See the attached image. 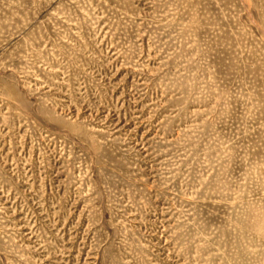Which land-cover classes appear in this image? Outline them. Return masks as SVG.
<instances>
[{
    "label": "rangeland",
    "instance_id": "rangeland-1",
    "mask_svg": "<svg viewBox=\"0 0 264 264\" xmlns=\"http://www.w3.org/2000/svg\"><path fill=\"white\" fill-rule=\"evenodd\" d=\"M0 264H264V0H0Z\"/></svg>",
    "mask_w": 264,
    "mask_h": 264
}]
</instances>
